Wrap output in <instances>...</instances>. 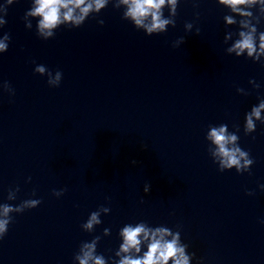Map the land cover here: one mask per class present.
I'll return each instance as SVG.
<instances>
[{"label":"clouds","instance_id":"obj_1","mask_svg":"<svg viewBox=\"0 0 264 264\" xmlns=\"http://www.w3.org/2000/svg\"><path fill=\"white\" fill-rule=\"evenodd\" d=\"M15 0H6L4 5H0V27L7 21V6ZM216 2L229 9L231 14H226L223 19L225 26L237 25L236 32L228 31L224 36V43L233 40L226 48V53L234 54L236 57L244 56L253 62H259L264 66V31H259L257 25L264 20V0H216ZM111 4L114 9H123L122 19L129 21L137 30H143L146 35L160 34L167 31L169 26L175 27V17L179 0H32L31 8L25 13V27L32 28V20L36 18V34L42 40L54 38L56 30L61 26L70 28L81 27L89 17L98 16L102 10ZM168 9V16L165 17L164 9ZM255 9V13L253 11ZM239 17V19H237ZM98 24L103 25L104 20L99 19ZM193 25L185 24V30L191 31ZM199 34V29L196 30ZM11 37L4 33L0 37V53L8 50ZM183 38L177 40L174 46L183 43ZM34 72L40 76H47V83L50 87H59L63 73L59 70H49L44 65H37ZM254 88L260 85L254 80L249 81ZM0 89L7 92L9 96L15 95V89L8 81L0 82ZM237 92L247 95L243 88H237ZM257 122L264 124V99H260L249 112L245 114L243 131L249 135L256 131ZM239 126H235V131L230 132L227 124L218 126L209 125L205 139L208 142V153L213 162L218 166L220 172L235 169L238 174H243L251 170L254 164L250 153L240 147L238 135ZM133 164L136 161L132 162ZM29 181L31 177L28 178ZM264 190V185H260ZM144 193L150 191V185L145 184ZM19 186L9 188L7 194L8 201L17 199ZM67 191L66 188L53 189L52 195L62 196ZM33 197L36 191L33 190ZM247 195H254L248 191ZM143 202V201H141ZM42 201L40 199L28 198L19 204L0 203V240L7 234L9 225L13 222V214H21L26 210L38 207ZM110 208L100 206L91 212L81 225L83 231L92 233L97 225L102 223L101 214H108ZM264 222V221H262ZM111 234L109 228L103 230V235ZM121 243L115 251V258H105L97 253V245L100 236L94 237L91 241H84L80 244L79 250L74 254V264H191L195 253H188V245L182 243L180 231H173L166 226L150 227L146 222L124 225L118 233ZM146 248V250H143Z\"/></svg>","mask_w":264,"mask_h":264}]
</instances>
